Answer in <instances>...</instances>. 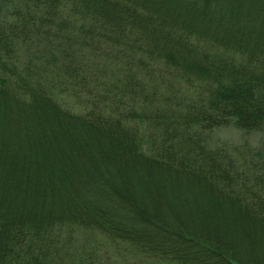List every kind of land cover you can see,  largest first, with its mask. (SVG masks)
Masks as SVG:
<instances>
[{"label":"trees","instance_id":"obj_1","mask_svg":"<svg viewBox=\"0 0 264 264\" xmlns=\"http://www.w3.org/2000/svg\"><path fill=\"white\" fill-rule=\"evenodd\" d=\"M224 126L264 130V0H0V264H264Z\"/></svg>","mask_w":264,"mask_h":264},{"label":"rangeland","instance_id":"obj_2","mask_svg":"<svg viewBox=\"0 0 264 264\" xmlns=\"http://www.w3.org/2000/svg\"><path fill=\"white\" fill-rule=\"evenodd\" d=\"M212 134V145H215L220 141L228 142L234 145L248 142L249 145L260 149L264 154V130L247 132L234 126H224L215 129ZM83 239V236H81L80 240ZM89 240L93 241V244L95 243V241H97L94 238H89ZM104 251L98 250L97 255L103 263L107 264H137L136 260L139 259L137 255H133L131 251L124 246L113 247L112 245H108L104 248ZM146 264L158 263L149 261Z\"/></svg>","mask_w":264,"mask_h":264}]
</instances>
